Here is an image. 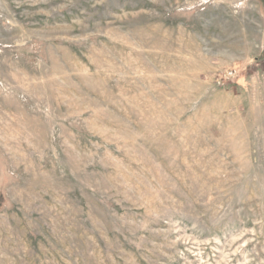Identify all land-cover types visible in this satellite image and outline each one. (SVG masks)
<instances>
[{
    "label": "rangeland",
    "instance_id": "obj_1",
    "mask_svg": "<svg viewBox=\"0 0 264 264\" xmlns=\"http://www.w3.org/2000/svg\"><path fill=\"white\" fill-rule=\"evenodd\" d=\"M0 264H264V0H0Z\"/></svg>",
    "mask_w": 264,
    "mask_h": 264
},
{
    "label": "bare ground",
    "instance_id": "obj_2",
    "mask_svg": "<svg viewBox=\"0 0 264 264\" xmlns=\"http://www.w3.org/2000/svg\"><path fill=\"white\" fill-rule=\"evenodd\" d=\"M142 37V36H141Z\"/></svg>",
    "mask_w": 264,
    "mask_h": 264
}]
</instances>
